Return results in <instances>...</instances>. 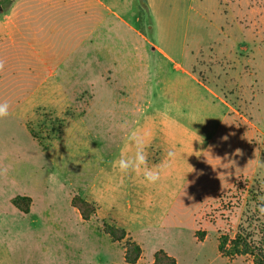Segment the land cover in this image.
Wrapping results in <instances>:
<instances>
[{
    "label": "rangeland",
    "instance_id": "1",
    "mask_svg": "<svg viewBox=\"0 0 264 264\" xmlns=\"http://www.w3.org/2000/svg\"><path fill=\"white\" fill-rule=\"evenodd\" d=\"M0 59V102L10 105L0 119V223L16 216L18 196L44 219L79 195L101 222L131 232L142 264L159 250L177 264H251L222 257L218 239L242 226L258 240L264 228L255 212L264 0H0ZM165 105L179 106L167 122ZM131 129L147 133L150 167L175 149L155 185L113 168L121 153L134 154ZM53 171L58 187L48 182ZM50 224L82 230L71 216ZM72 242L92 247L82 231Z\"/></svg>",
    "mask_w": 264,
    "mask_h": 264
},
{
    "label": "crops",
    "instance_id": "2",
    "mask_svg": "<svg viewBox=\"0 0 264 264\" xmlns=\"http://www.w3.org/2000/svg\"><path fill=\"white\" fill-rule=\"evenodd\" d=\"M14 207L16 216L10 222L0 223V264H126L125 242L127 239L135 242L129 231H126L128 234L126 240L114 242L101 229L103 224L101 221H104V219L100 218L101 220H99V208L90 220L84 221L79 210L73 207L72 201L71 208L68 211L60 213L48 211L49 215L47 216L46 212L44 219L39 217L34 219L35 206L33 202L28 213L20 211L15 205ZM55 207H57L55 203L47 205V209ZM59 216L73 217L77 222V228H82L83 234L89 237L90 240L92 239V247L85 245L74 247L72 238L75 233L79 234L81 232L79 230L74 229L75 231H73L72 227L67 225L59 227L63 228L60 230L52 229L50 223ZM44 220L46 222H43ZM108 222L112 223L111 220ZM45 233L48 236V239H45L47 241L40 242L38 238L40 236L44 237ZM56 236L59 241L54 244L50 239ZM34 240L37 241V244L34 243ZM142 262L143 254L135 264H142ZM153 262L154 257L149 264H153ZM249 262L252 264L250 260Z\"/></svg>",
    "mask_w": 264,
    "mask_h": 264
},
{
    "label": "trees",
    "instance_id": "3",
    "mask_svg": "<svg viewBox=\"0 0 264 264\" xmlns=\"http://www.w3.org/2000/svg\"><path fill=\"white\" fill-rule=\"evenodd\" d=\"M15 0H4L11 3ZM13 204L22 212L28 213L32 204L30 197L18 196L13 200ZM72 205L79 210L84 221L90 220L94 216L98 207L83 197L76 195L72 199ZM102 230L108 234L114 242H122L128 237L127 232L121 227L113 223L103 222ZM262 236L255 239L253 234L248 232L246 228L239 227L233 237L221 234L218 239L219 254L227 259H237L241 257L248 258L252 264H264V228L260 229ZM198 240L204 241L205 235L198 237ZM143 254V250L139 244L127 239L125 242V262L126 264H135ZM153 264H177V260L170 256L164 250H159L154 255Z\"/></svg>",
    "mask_w": 264,
    "mask_h": 264
},
{
    "label": "clouds",
    "instance_id": "4",
    "mask_svg": "<svg viewBox=\"0 0 264 264\" xmlns=\"http://www.w3.org/2000/svg\"><path fill=\"white\" fill-rule=\"evenodd\" d=\"M5 61L0 59V72L4 70ZM10 105L7 102H0V119H5L9 116ZM176 111L179 113L178 105H165L159 112L162 121L167 122L171 120V113ZM136 114L135 111L133 113ZM122 129H128V122L125 121L120 125ZM147 133H142L140 129H131L127 131L126 141L128 144L134 146V154L128 156L121 153L120 157L113 161V168L117 169L122 176L135 174L141 176L143 182L148 185L157 184L163 176L167 175L171 169V166L175 160L176 152L174 148L169 149L165 158L160 164L149 166L146 148ZM223 139L227 140V136ZM240 150H237L239 154ZM48 182L50 185L58 187L61 185L58 174L53 171L48 175ZM260 194L257 196V204L255 206V212L258 213L259 219H264V184L260 186Z\"/></svg>",
    "mask_w": 264,
    "mask_h": 264
}]
</instances>
